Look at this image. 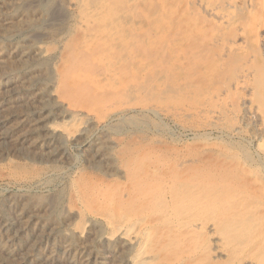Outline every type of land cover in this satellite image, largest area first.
<instances>
[{
	"label": "rangeland",
	"instance_id": "374dc122",
	"mask_svg": "<svg viewBox=\"0 0 264 264\" xmlns=\"http://www.w3.org/2000/svg\"><path fill=\"white\" fill-rule=\"evenodd\" d=\"M11 1L16 3L10 6ZM203 1L226 12L228 22L217 23L207 16L200 0H77L75 5H70L71 0H25L26 7L24 0H6L10 5L6 9V4L7 20L0 23V34L11 37L0 41L4 69L20 74L17 32L28 26L54 54L39 62L45 68L40 73L50 83L58 79L57 69L70 75L78 64L83 66L76 68L82 75L88 70L100 83L112 82V87H101L102 98L110 99L104 106H87L96 93L84 79H79L80 85L89 92L76 93L69 83L68 95L60 88L62 98L51 101V107L74 117L70 130L83 124L87 128L80 137L86 145L69 150L75 170L48 181L54 196L36 187L8 191L23 192L27 208L54 200V208L47 212L49 220L56 223L57 235L70 233L75 248L82 239L61 230L74 207L82 216L88 212L76 186L82 178L85 184L108 189L149 188L154 201L141 213L155 229L175 235L176 248L187 264H264V0ZM18 11H25L24 15L20 17ZM96 28L111 37H90L100 41L98 47L101 42L109 44L93 50L103 51L104 61L112 57L121 66L127 64L122 80L104 71L94 54L76 50ZM24 107L28 105L12 104L6 116L19 115L27 110ZM58 138L65 140L62 135ZM41 157L48 159L30 144L12 138L0 143V178L39 175L50 165L40 166ZM145 168L149 173L143 175ZM7 190L0 183V197ZM77 198L78 205H72ZM145 215L140 216L146 219ZM101 229L96 223L88 235H98ZM78 253L74 251L75 256ZM38 263L34 259L27 264Z\"/></svg>",
	"mask_w": 264,
	"mask_h": 264
},
{
	"label": "bare ground",
	"instance_id": "6f19581e",
	"mask_svg": "<svg viewBox=\"0 0 264 264\" xmlns=\"http://www.w3.org/2000/svg\"><path fill=\"white\" fill-rule=\"evenodd\" d=\"M76 2L77 0H71L70 5H75ZM15 3L16 2L11 1L10 5V3H7L6 0H0V23L2 22L4 24V21L7 20L4 14L6 4L8 5L6 9H8L9 5L13 6ZM27 3L30 4V2ZM41 4L44 5L42 2ZM26 5L27 4L25 3V7ZM199 5H201L207 16L215 19L217 23L228 22V14L226 12L221 11L217 7H214L212 5H208L203 0H200ZM216 6H218V4ZM20 10L22 9H19V11ZM24 12L25 11L19 12V16H23ZM89 12L95 14L97 11L91 9V11ZM119 15H117V17H119ZM50 17L54 18L53 15L51 16V14ZM116 20L119 19L117 18ZM116 23L118 22L116 21ZM6 25H8V23ZM17 35L21 36L20 50L17 56L18 63L20 62L23 65L18 70L20 72L19 75H14L7 69H4L3 52L0 50V143L8 141L10 138H12L21 145L30 144L40 149L44 155H47V157H45L48 158L47 161H44L42 159L43 157H41L38 164L40 166H43L44 164L50 165H47V168L42 170L43 172L41 171L39 175L33 178H26L27 176L16 178L12 175L10 177L8 176L7 180H3L4 178H0L1 185H6L8 189L6 195L3 194V196L0 197V264H27L34 259L39 261L38 264H187L185 261H182L180 251L176 248L177 238L175 237V235H166L165 232L155 229L154 223L149 220L145 213H141L142 210L149 209V206H151L154 201L153 194L149 188L147 189L144 187L143 189H133V187L132 189H126L125 191L117 188L108 189L99 184H85V179L82 180V178H80L78 182H76V186L83 195L81 199H83L86 203V209L88 210V212L84 216H82V212L79 213V208L76 209V207H74V209L72 210V218L68 219L65 222L64 228H62L61 230L62 233L66 234L68 232L78 234L75 236L82 239L81 246L78 245V248H75L73 245L74 243L71 242L73 238L71 239V235H69L70 233L68 235H57L59 229H57V227L55 226L56 223L53 224L49 220L47 212L53 206L52 202H54V200L51 201L44 199L46 201L42 205L39 204L40 206L36 205L27 208V205L24 201L25 194L21 195L23 194V192H20L21 194L12 193L13 190L17 191L26 188L30 190L31 187L41 188L44 191L50 192L51 187L49 186L48 181H50L53 177H60L63 174L68 173L69 171L75 170L76 168L77 164L75 163V161L70 159L69 150H79L87 143H85L84 141H80V137L83 136L84 132H86L87 130L86 125H80L77 131L70 130V127H72L74 124V117L71 119V116L69 114L67 115L66 113H62L58 108H54L53 106L51 107V101L58 99V96L61 97V93L68 95V92L65 88L67 86L69 89V83L72 87L76 88L74 89L76 90V93L85 94L86 92H89L88 89L82 87L83 85H80L82 82L80 83L79 79H84L88 82L90 81L89 84L91 83L90 85L95 88L94 92L96 93L95 97L91 96L92 99L90 100L92 102H89L90 104H88L87 106H90L91 104H102V106H104L103 102L105 103L106 100L109 101L110 99L109 97H106L105 99L102 98L104 96L101 93V87H112L110 85L112 82H110L109 84H102L100 83V78H95L94 75L87 72L88 70H86V74L82 75V73L80 72L81 70H77L79 69L77 68V66L80 64H78L77 66L75 65L77 69L75 68L71 70L72 74L70 75H68L65 69L63 70V68L57 69L58 79L50 83L49 77L42 76V74L40 73L41 69H45L42 65L43 63H45L44 60L54 55L51 54L50 48H46L44 40L38 38V36L36 37L33 34L32 29L28 26L20 30V32H17ZM94 35H106L111 37L110 33H101V30H97V28L90 30L88 35L89 38L85 37V41L77 44L76 50H85V52L88 51L87 53L94 54L93 58L100 61V66L103 67L104 71L106 70L112 78H120V74L123 73V71L126 72V69L128 68V66L126 67L127 64H122L121 66V62H114L115 60L113 61L111 59L112 57H107L108 59L106 61H104L105 59L102 60L103 58H105L102 54L103 51H101V53H95L98 51L93 50L95 46L98 47V45L100 44V41H96L95 39L90 38ZM10 37L11 34L6 35V32L1 33L0 41L5 43V41ZM111 41L114 42L113 44H115L116 42L112 38ZM102 43L105 45H109L106 42H101V45ZM111 44L112 43H110V46ZM101 45L99 47H101ZM99 47L98 50L103 49L104 45L100 49ZM105 47L108 48L109 46ZM108 49L104 50V53H107ZM111 49L112 48H110V50ZM104 55L108 56L106 54ZM84 56L85 58L88 57V55L87 57L86 55ZM78 57L79 59L77 60L81 61V57ZM89 57L88 59H91V57ZM40 60H43L42 64L39 63ZM62 60L67 64L68 61L65 57ZM86 68L88 69L89 67ZM98 68L100 67L98 66ZM123 74L121 76H123ZM112 78H110V80H112ZM120 79L122 80V78ZM129 81L130 79L128 80V82ZM60 88L64 90L61 91V93L59 91ZM76 96H78V94ZM12 104H15V106L26 104L28 105V108L24 107L27 110H24L23 113H20L19 115L10 114V117H7L6 111H8ZM59 108L61 109V107ZM90 114L95 113L90 110ZM14 120L19 121L20 124L13 126V124L11 123ZM59 120H61L63 123H60ZM58 135H62V137H65L64 142L63 140H58ZM108 155L104 157L106 160L110 158V155ZM147 171L149 170L145 168V171L142 172L143 175L144 172ZM9 190L12 192H8ZM52 196H54V194H52ZM46 198L49 199V194ZM79 200L78 198L75 199L72 202V205H78L77 202L79 203ZM140 215H145V218L147 220L142 218ZM78 217L82 219L81 222H79ZM96 223L101 225L102 231H100L98 235H88L90 228L93 225L95 226ZM216 236L218 238V235ZM77 249L79 253L77 256H75L74 251H77Z\"/></svg>",
	"mask_w": 264,
	"mask_h": 264
}]
</instances>
